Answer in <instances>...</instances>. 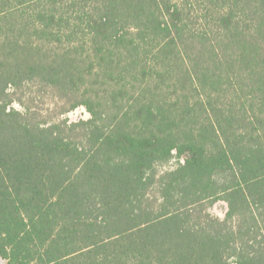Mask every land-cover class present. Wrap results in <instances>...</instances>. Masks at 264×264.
Here are the masks:
<instances>
[{
  "label": "trees",
  "instance_id": "16d2710c",
  "mask_svg": "<svg viewBox=\"0 0 264 264\" xmlns=\"http://www.w3.org/2000/svg\"><path fill=\"white\" fill-rule=\"evenodd\" d=\"M0 257L264 264V0H0Z\"/></svg>",
  "mask_w": 264,
  "mask_h": 264
},
{
  "label": "rangeland",
  "instance_id": "374dc122",
  "mask_svg": "<svg viewBox=\"0 0 264 264\" xmlns=\"http://www.w3.org/2000/svg\"><path fill=\"white\" fill-rule=\"evenodd\" d=\"M47 99H48V97L46 95L45 97H43V101H40V102L38 101L37 103H35L37 105H35V104L34 105L35 106L40 105L43 108V111L45 112V110H47L48 107L53 108V106H51V101L49 99L48 100ZM38 103H41V104H38ZM15 106L17 108H21L17 103H15ZM38 108H40V107H38ZM52 114H53V118H55V119H57V117L55 115H57L58 118L68 117L71 120H77L79 118H84V119L89 118V114L87 113V111L83 107H78L75 110H72L69 113L64 114V115H60V116H59L58 112L52 113ZM178 160H179L178 158H173L172 161H170L168 164H166L164 167H162V169L163 170L169 169L170 167L174 166ZM225 209H226V204L223 202H218L212 207L211 210L213 213L223 217ZM0 264H5V260L2 259L1 257H0Z\"/></svg>",
  "mask_w": 264,
  "mask_h": 264
}]
</instances>
